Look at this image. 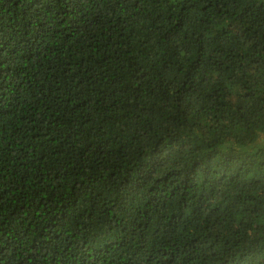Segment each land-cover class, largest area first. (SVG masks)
I'll return each instance as SVG.
<instances>
[{"label": "trees", "instance_id": "1", "mask_svg": "<svg viewBox=\"0 0 264 264\" xmlns=\"http://www.w3.org/2000/svg\"><path fill=\"white\" fill-rule=\"evenodd\" d=\"M0 264H264V0H0Z\"/></svg>", "mask_w": 264, "mask_h": 264}]
</instances>
